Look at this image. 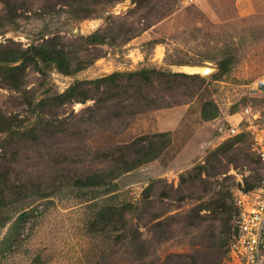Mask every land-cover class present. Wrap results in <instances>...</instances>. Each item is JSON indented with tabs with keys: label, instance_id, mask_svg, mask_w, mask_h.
<instances>
[{
	"label": "rangeland",
	"instance_id": "obj_1",
	"mask_svg": "<svg viewBox=\"0 0 264 264\" xmlns=\"http://www.w3.org/2000/svg\"><path fill=\"white\" fill-rule=\"evenodd\" d=\"M15 5L17 23L0 29V43L28 48L58 39L72 53L73 68L82 69L65 75L29 67L20 89L0 85L1 112L22 131L0 134V264H235L227 252L234 196L264 182V162L252 153L250 139L234 142L229 129L246 119L241 115L247 107L264 114V90L254 85L264 79V0ZM94 34L105 43L89 42ZM224 51L233 63L226 74L214 76L213 59ZM197 67L212 72L196 73ZM144 68L204 81L168 78L146 87V99L131 91L113 101L42 104L78 80ZM204 109L210 119H204ZM155 134L166 136L154 140L149 157L135 165L141 146L131 144ZM229 141L234 150L250 152L253 164L224 159L217 165V152ZM199 164L206 171L192 183ZM147 188L151 208L144 207ZM219 191L227 195L225 211L218 210L224 214L202 211L205 219L189 218ZM126 203L133 212L125 221L117 216L95 222L103 206ZM137 229L148 240L144 249Z\"/></svg>",
	"mask_w": 264,
	"mask_h": 264
},
{
	"label": "trees",
	"instance_id": "obj_2",
	"mask_svg": "<svg viewBox=\"0 0 264 264\" xmlns=\"http://www.w3.org/2000/svg\"><path fill=\"white\" fill-rule=\"evenodd\" d=\"M64 3H68L70 5H82L85 4L89 0H57ZM95 4L101 3H108L112 4L121 0H91ZM134 4L138 6H146L150 5L153 0H131ZM16 0H0V29L4 28L6 25H12L17 23L18 17V7L15 5ZM93 39H96L93 41ZM89 42L95 44H103L105 43V39L102 38L100 35H92L89 38ZM92 40V41H91ZM65 46L58 41V39H48L41 45H32L28 48H22L21 45L16 44L15 42L9 40L6 43H0V85H5L12 90L20 89L21 85L23 84V79L26 74V70L29 67H32L34 70L42 73L47 74V71H51L53 69L59 70L61 73L65 75H73L78 70L82 69L81 66L78 68H73L72 61L73 56L72 53L66 52L64 50ZM230 52H221L218 58H214L213 60L217 61V68L218 73L214 74V76H222L226 74L233 63V55L229 54ZM175 65H183V64H175ZM184 77L188 79H199L204 81V79L199 75H188V74H180V73H167L162 70L158 69H150L144 68L140 69L136 72L131 73H114L109 76H105L102 78H98L95 80H81L74 82L65 92L59 93L55 96L46 98L42 104L43 106H53L59 107L66 104H70L73 102H82L85 103L87 100H107L113 101L114 97L119 96L120 94H130L131 91L137 93L139 96L146 99L147 97L142 96L141 93L145 91L146 87H155L156 84H161L165 80L170 81L168 78H179ZM172 82V81H171ZM172 87V86H170ZM216 114V113H215ZM214 114V115H215ZM204 119H210L212 116L204 109L203 111ZM215 117V116H214ZM13 122L10 118L4 116L0 109V134H11V133H18L22 132L21 130L15 129ZM166 134H155L150 136H142L135 140L131 146L135 147L136 144L141 146L140 152L141 160L136 163L135 165H141L146 157H149L148 150L152 146L153 142L159 137H165ZM249 136L247 134H241L236 136L234 142H241L245 140H249ZM251 145V141H250ZM234 145L231 141L227 142L224 147H221L216 155L217 165H222L224 159H230L237 162H241L242 160H248L249 163H245L246 165H252L254 162V158L248 157L251 155L250 152H244L240 150H234ZM252 150V147H251ZM236 151L238 153H235ZM253 153V152H252ZM156 153H154L155 155ZM254 154V153H253ZM243 155V158H242ZM255 155V154H254ZM124 155L122 158L125 159ZM245 156V157H244ZM256 156V155H255ZM257 157V156H256ZM251 159V162H250ZM260 161V160H259ZM124 163H127L124 160ZM244 164V166H246ZM205 166L199 164L194 168L191 172H197V174L192 177V183L196 182L200 177H202L203 173H205ZM208 173V176H211ZM3 180L0 178V209L4 205V184ZM201 181H204L201 178ZM77 182L82 183V185H89L90 181H83L81 178L77 179ZM212 183L209 185V189H212ZM150 187V186H149ZM254 189L252 186H248L245 188L246 191H250ZM150 192L151 188H147L144 191L143 199L146 201L144 207H152V201L150 200ZM216 197L213 198L209 203L202 202L200 203L197 208L193 209L194 212L190 215L189 218L191 219H205L206 216H201L202 211H209V214H214V217L224 214L223 211H218L219 209H224L227 207V195L223 192L219 191L216 194ZM231 198V196H229ZM234 202V200H233ZM111 205V204H110ZM108 206L105 205L103 208L100 209L98 212V219L95 222H110L115 221L116 217L118 216L119 220L123 219L126 220L127 215L133 212V206L130 203H126L121 207L118 206ZM235 209V216L237 215V209ZM157 217V216H155ZM208 217V216H207ZM217 219V218H216ZM219 219V218H218ZM193 224V222H192ZM95 225V223H94ZM161 226V225H160ZM136 238L139 240V247L140 249L146 248V244L148 242L147 239L143 240L144 233L140 230H136ZM133 241V239L131 238ZM130 243H133V242ZM229 244V242H228ZM228 252V246H227Z\"/></svg>",
	"mask_w": 264,
	"mask_h": 264
},
{
	"label": "built area",
	"instance_id": "obj_3",
	"mask_svg": "<svg viewBox=\"0 0 264 264\" xmlns=\"http://www.w3.org/2000/svg\"><path fill=\"white\" fill-rule=\"evenodd\" d=\"M256 90H264V79L255 82ZM241 122L229 129L230 137L243 133L251 140L252 152L264 162V114L247 107ZM237 215L228 244V254L235 264H264V182L250 191L235 193Z\"/></svg>",
	"mask_w": 264,
	"mask_h": 264
},
{
	"label": "water",
	"instance_id": "obj_4",
	"mask_svg": "<svg viewBox=\"0 0 264 264\" xmlns=\"http://www.w3.org/2000/svg\"><path fill=\"white\" fill-rule=\"evenodd\" d=\"M194 71H196V73H200V74H208L212 72V69L209 67H197V68H193ZM207 70H209L207 72ZM207 72V73H204Z\"/></svg>",
	"mask_w": 264,
	"mask_h": 264
},
{
	"label": "bare ground",
	"instance_id": "obj_5",
	"mask_svg": "<svg viewBox=\"0 0 264 264\" xmlns=\"http://www.w3.org/2000/svg\"><path fill=\"white\" fill-rule=\"evenodd\" d=\"M209 70H207V72H208ZM207 72H204V73H207ZM207 75V74H206Z\"/></svg>",
	"mask_w": 264,
	"mask_h": 264
}]
</instances>
